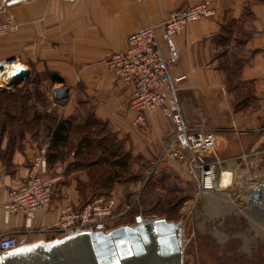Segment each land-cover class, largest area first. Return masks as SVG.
Returning <instances> with one entry per match:
<instances>
[{"label":"crops","instance_id":"0c3cea01","mask_svg":"<svg viewBox=\"0 0 264 264\" xmlns=\"http://www.w3.org/2000/svg\"><path fill=\"white\" fill-rule=\"evenodd\" d=\"M202 1L213 4L215 18L189 24L173 37L163 34L170 13L190 9ZM9 18L18 30L0 38V61L14 60L26 68V75L8 92L14 93L16 88L37 80L30 87L39 86L44 105L36 96L27 104L35 105L38 112L57 111L60 120L61 116L70 117L78 99L89 101L96 119L105 122L119 139L131 138L135 153L152 161L176 131L171 114L177 104L189 128L228 129L226 136H221L228 144L224 158L235 156L238 144L251 155L246 160L227 162V172L233 179L256 167L260 168L256 173L264 171V0H0V23ZM149 25L158 30L175 100L166 86L165 107L144 123L129 107L132 89L105 62L125 49L131 34ZM233 43L237 46L231 50ZM232 54L236 61L242 60L240 81L252 91L242 107H237L236 92L227 89L225 73L219 68L221 56ZM52 76L62 77L64 83H55ZM179 78L184 79L175 81ZM61 86L66 89L64 99L69 98L62 114L60 103L64 99L54 96V90ZM9 141L5 133L0 142V235H18L26 243L48 240V235L26 230L25 217L21 215L13 216L9 223L4 221L2 207L9 191L24 183L34 156L46 145L41 139L32 140L26 132L14 144ZM167 163L163 165L167 171L188 177L185 166L172 160ZM64 186L67 199L38 214L33 221L35 229L54 226L61 208L78 204V191L70 186L66 193Z\"/></svg>","mask_w":264,"mask_h":264},{"label":"built area","instance_id":"2783aa9c","mask_svg":"<svg viewBox=\"0 0 264 264\" xmlns=\"http://www.w3.org/2000/svg\"><path fill=\"white\" fill-rule=\"evenodd\" d=\"M215 16L217 10L210 1H202L190 9L175 10L165 21L163 34L166 37H173L183 32L189 24ZM17 30V24L9 18L0 23V38ZM157 32L156 27L149 25L131 34L126 40L125 49L114 53L105 62L107 68L125 86L132 89L129 107L137 114L138 120L144 123H149L150 118L165 107L166 86L175 100L169 65L163 55ZM13 61L7 63L0 61L1 90L13 89L10 83L15 77H12L11 72L12 68L18 65ZM182 79L184 78L175 81ZM171 120L176 131L152 160L148 170L149 178L158 173L165 162L176 161L183 164L195 180L198 195L204 196L217 190L218 170L223 164L231 160H246L251 156L244 151L242 144H238L235 149L236 155L224 158L222 154L228 150V144L227 139H221V136H226L228 129L189 128L185 126L177 104H174ZM59 181L58 175L49 173L47 149L39 150L33 158L24 183L12 188L8 193V199L2 207L5 223H9L13 216L21 215L25 217L26 230L30 233L48 235L54 240L82 233H110L122 226L135 228L151 224L155 227L158 222L167 221L164 218L145 215L144 209L141 208L133 213L127 223H120V220H124L133 212L135 202L121 206L118 198L110 195L95 197L83 205H66L60 209L58 221L54 226L35 229L33 221L38 214L50 209L53 193ZM24 244L26 242L18 235H0V255L13 252Z\"/></svg>","mask_w":264,"mask_h":264},{"label":"rangeland","instance_id":"374dc122","mask_svg":"<svg viewBox=\"0 0 264 264\" xmlns=\"http://www.w3.org/2000/svg\"><path fill=\"white\" fill-rule=\"evenodd\" d=\"M236 44L237 43L231 44L230 49L232 50L237 46ZM223 50L225 51L222 52H226V49ZM232 53L237 54V52L234 53V51H232ZM233 54L231 57L225 55L223 58L222 56V59L219 60L220 65L224 64L226 68H234L235 65H238L237 63L239 60L236 61L237 57H233ZM27 90H29L31 98L33 99V94L39 91V86H27ZM68 100L69 98L61 101V114ZM87 103H89V101L84 102V100L78 99L77 108L71 113L70 117H68L72 118L73 126H86L85 123L89 120L91 123L90 126H94V128L89 129L86 136H90L92 141L101 140V144L104 147L112 148L114 137L120 144L116 149L119 150V159L122 158V168L112 169L115 174L113 185L111 184L112 186H109L106 184L102 190L98 189L102 194H105L102 196L112 195L117 197L121 206L125 204L130 205L135 202L134 205H139L140 209H144L140 204H142L143 201H149V196L158 195L162 197L166 202L165 204L163 203L165 211L162 212L155 209V212L148 216L164 218L174 223L182 222L184 231V264H264V208L254 203L251 204L250 201L255 191L259 190L260 182L264 180V171L256 173V171L260 169L259 167L251 169L249 173L245 171V175L244 171H242L240 172L241 176H237L238 173L236 175L237 177L234 179L232 177L225 187L221 188V176L224 173L229 174L227 172L228 163H225L218 170L219 184L217 185V190L213 193L199 196L196 182L192 176L188 173V177H186V174L184 175L183 173L180 177L171 170L167 171L166 167L163 166L164 164H168L165 162L160 167L158 173L152 178L153 183L149 184L148 170L152 161L145 159L139 153H135V147L132 145L131 138L124 137L119 139L118 135L113 132L105 122L94 121L93 104ZM41 104L44 105V102L42 101ZM53 115L57 116V111H54ZM58 116H60V114H58ZM60 118L62 119L63 117L61 116ZM48 121L49 120L45 121L44 119L42 123H47ZM1 127L2 126H0V128ZM6 127L8 128L5 132L7 130L11 131L9 137L11 139H17L18 134L16 135V126ZM39 129L40 128L37 130ZM28 130L29 131L26 133L29 134L32 140L36 137L37 140L41 139L42 143L46 144L39 149L45 148L47 149V154H49V141L44 133V129L41 128V132H39L37 136L35 133L36 127ZM84 132L85 131L78 134L75 133V129H73V133L70 137L71 145L60 154V160L52 165L48 163L49 173L56 174L60 177V181L53 193L52 204L67 199L62 191L63 185H65L66 193L67 188L70 186L73 190L78 191V184L102 187L100 185L103 179L99 180L95 177L97 184H93V182L86 177L85 172H78V170L75 171V169H73V164L81 163V157H77V155L74 157L73 153L76 152L75 147L80 137L84 136ZM179 164L184 166L181 163ZM59 166L61 167L59 169L60 171L56 173V169ZM261 166H263V164H261ZM77 167L79 166L77 165L76 168ZM100 172L102 173V170ZM96 173L104 177L101 173ZM256 176H258V178ZM162 177L165 179L164 185L160 183ZM151 184H156V186H152ZM94 192L98 191L86 188L87 198H84V200L80 198L78 192V204L87 202ZM259 196L261 199H264V186L260 188ZM136 198L138 199L135 201ZM255 201L259 202L260 199H255ZM142 205L144 206L145 204L143 203ZM148 205L153 206L150 202ZM171 208L172 211L166 213V211ZM128 220L129 219L120 220V223H125ZM50 240L51 238L46 241Z\"/></svg>","mask_w":264,"mask_h":264},{"label":"water","instance_id":"95a60500","mask_svg":"<svg viewBox=\"0 0 264 264\" xmlns=\"http://www.w3.org/2000/svg\"><path fill=\"white\" fill-rule=\"evenodd\" d=\"M10 86L18 85L26 75L23 65H15ZM64 86L54 90L58 100L65 98ZM256 190L251 204L264 207ZM255 199H260L259 202ZM182 222H158L135 228L122 226L110 233L76 234L50 241L26 243L19 249L0 255V264H184Z\"/></svg>","mask_w":264,"mask_h":264},{"label":"trees","instance_id":"16d2710c","mask_svg":"<svg viewBox=\"0 0 264 264\" xmlns=\"http://www.w3.org/2000/svg\"><path fill=\"white\" fill-rule=\"evenodd\" d=\"M222 57V56H221ZM238 65H235L234 68H226L224 64H221L219 68L225 73V85L229 91H235L236 92V104L237 107L242 105H245L247 101H249V98L252 96L251 87L247 84H243L240 81V70L243 67V63L239 62ZM52 81L55 83L63 84L64 79L59 76H52ZM37 83V80H33L27 85L23 86L22 88H16V91L14 93L8 92L5 90L0 89V142L4 136L5 133H8L10 135L11 131L5 130L8 128L6 126H16V135L18 134L17 139H11L10 142L14 144L17 140L23 139L25 132H28V129H34L36 127V136L39 132H41V128L44 129V133L46 134L47 140L49 141L48 144V163L50 165L55 164L58 162L60 154L63 153L64 149H67L68 146L71 145L70 137L73 133V129H75V133L81 134L83 131H85L84 136H81L76 148V152H74L73 156L75 157H81V163L79 164H73V169L78 170V172H85L86 177H88L93 184H97L96 178L99 180L103 179V182L100 186L102 187H96L85 184H78V192L80 195V198L84 200L86 197V188H90L92 190H96L98 192H94L91 196V198L87 201L93 200L97 196H102L105 194H102L100 192L101 189L105 187V185L112 186L113 184V178H114V172L112 169L122 168V158L119 159L118 152L119 150L116 149L120 145L119 142L113 137V147H104L101 143L102 141H92L90 136H86L88 134L89 129H93L94 126H90V121L88 120L85 125L86 126H73L72 118H60L58 120V116L53 115V113H45L42 114L35 109V105H28L27 103L30 101L31 93H29V90H27V86L30 87V84ZM34 97H37L38 102H42V98L39 92H35ZM93 115V114H92ZM30 117V118H29ZM47 121V123L43 122L42 120ZM94 121H99L96 118H94ZM40 128L39 130H37ZM36 139V137L34 138ZM8 153H11L12 149H10V146H8ZM111 149V150H110ZM48 153V152H47ZM77 161V160H76ZM127 161V160H126ZM129 162V161H128ZM79 166L76 168V166ZM102 170V173L100 172ZM110 171V172H108ZM96 172L101 173L103 176H99ZM155 175L151 176L149 178L148 183H153L152 178ZM170 176V174H169ZM96 177V178H95ZM166 178V177H165ZM165 179L162 177L160 180V183H163L164 185ZM112 184V185H111ZM152 186H156V184H151ZM150 185V186H151ZM154 188V187H151ZM144 195V194H143ZM85 202V203H87ZM150 202L151 205L149 206L148 203ZM83 203V204H85ZM145 204L144 207L142 204ZM142 204H140L141 207L144 208V214L149 215L155 212V209L158 211H165L164 204L166 203L162 197H159L158 195L149 196V201L146 200L143 201ZM164 203V204H163ZM82 204V205H83ZM140 207L139 205H134L133 212L124 219H129L132 217L133 213L139 211ZM172 211V208L170 210H167L166 213H169ZM128 220V221H129ZM127 223V221L125 222Z\"/></svg>","mask_w":264,"mask_h":264},{"label":"bare ground","instance_id":"6f19581e","mask_svg":"<svg viewBox=\"0 0 264 264\" xmlns=\"http://www.w3.org/2000/svg\"><path fill=\"white\" fill-rule=\"evenodd\" d=\"M19 66H21V64H18ZM26 69V68H25ZM232 179V176L230 174H226L224 173L222 176H221V179H220V185H221V188H224L225 185L228 183V181H230ZM264 208V207H262Z\"/></svg>","mask_w":264,"mask_h":264}]
</instances>
